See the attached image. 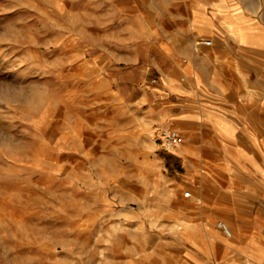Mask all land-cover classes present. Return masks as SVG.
<instances>
[{
    "label": "rangeland",
    "instance_id": "obj_1",
    "mask_svg": "<svg viewBox=\"0 0 264 264\" xmlns=\"http://www.w3.org/2000/svg\"><path fill=\"white\" fill-rule=\"evenodd\" d=\"M254 2L264 15V0ZM165 8L0 0V264L228 257L199 253L207 229L197 227V176L169 167L156 130L166 125L150 119L162 81L151 59L166 40L150 16Z\"/></svg>",
    "mask_w": 264,
    "mask_h": 264
},
{
    "label": "crops",
    "instance_id": "obj_2",
    "mask_svg": "<svg viewBox=\"0 0 264 264\" xmlns=\"http://www.w3.org/2000/svg\"><path fill=\"white\" fill-rule=\"evenodd\" d=\"M165 9L150 16L166 40L153 50L162 81L148 108L184 136L167 164L197 176V227L207 229L198 251L264 264V15L254 0H166ZM201 36L212 43L195 44Z\"/></svg>",
    "mask_w": 264,
    "mask_h": 264
},
{
    "label": "built area",
    "instance_id": "obj_3",
    "mask_svg": "<svg viewBox=\"0 0 264 264\" xmlns=\"http://www.w3.org/2000/svg\"><path fill=\"white\" fill-rule=\"evenodd\" d=\"M202 42L212 43V39L206 37H198L195 40V44H200ZM156 130L159 142H161L166 149L174 150L184 141V136L182 135V133L174 127L159 126ZM186 194L190 195L191 190H187ZM217 226L223 229L228 234H231V229L224 220H218Z\"/></svg>",
    "mask_w": 264,
    "mask_h": 264
}]
</instances>
